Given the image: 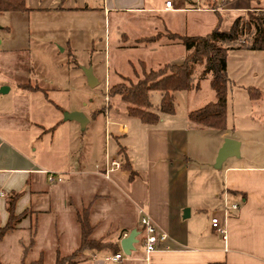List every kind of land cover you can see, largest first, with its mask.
Listing matches in <instances>:
<instances>
[{"label":"crops","instance_id":"crops-1","mask_svg":"<svg viewBox=\"0 0 264 264\" xmlns=\"http://www.w3.org/2000/svg\"><path fill=\"white\" fill-rule=\"evenodd\" d=\"M59 1L52 0L48 6L28 5L29 12L11 14L24 16L40 12L47 15L74 9ZM168 1L172 2V8L166 7ZM186 1L159 0L158 4H151V0H110L103 12L106 15L138 14L139 26H146L148 17L155 16L158 19L155 28L157 33L170 30L184 34L189 29L188 23L179 21L178 25L175 24L181 14H214L218 20L216 26L220 15L221 28L228 30L234 20L250 7L249 0H192L193 6L190 7L185 5ZM118 3H122V6H118ZM202 4L205 6L202 7ZM262 5L264 7V1ZM212 7L216 9L212 10ZM75 9L84 8L80 6ZM3 30L12 32L11 27ZM146 37L149 36L142 38ZM137 41L140 50L159 52L161 57L170 54L173 47L180 46L177 41L165 37L153 44ZM239 52L251 54L256 51ZM185 55L184 52L178 61L170 57L158 59L157 65L181 64ZM150 62L148 58L139 61L140 65L144 63L147 68ZM260 75V70L252 72L254 79H259ZM4 80L6 84L0 86V90L3 87L8 90L7 93H0V227L6 226L9 221L6 196L22 193L16 205V215L26 213V216L12 233H29L31 250L39 253L38 259L44 257L46 260V241L40 238L45 239L41 236L48 233L49 225L61 227V236L52 245L55 257L59 253L61 256L72 254L79 247L81 236L78 246H73L72 252H68L66 239L65 242L63 239L64 234H67L65 229L71 223L80 225L79 216L88 215L96 227L93 238H103L118 244V254L122 255V259L110 260L117 254L104 250L86 252L76 264H264V167L230 163L229 160L236 157L229 158L219 168L218 182L222 183V195L218 189L208 191L200 187L204 183L208 187L213 180L206 179L201 183V173L192 170V166L198 163L213 167L225 139L239 141L228 129L226 132L213 130L216 133L211 134L209 128L196 127L189 122L190 111L183 120L177 118V113L163 115L156 126L144 125L133 118L137 122L119 124L120 134L131 135L127 144L120 145V136L115 139L120 149L125 147L135 176L131 179V171L118 169L106 177L103 170L107 159H118L122 163V157L118 152L117 155H108L106 148L103 163L96 162L98 143L90 149L96 159L94 164L88 162L84 154L80 155L83 149L78 150L79 154H72L73 142L80 130L84 129L76 121H66L64 113H81V110H67L49 98L50 92H59L61 89L46 80H39L32 67L18 79L6 77ZM30 87L38 88L39 91L31 90ZM38 95L43 97V101L37 99ZM89 124L88 118L85 128ZM54 127L55 130L50 132ZM201 135H208L212 139L209 159L201 158L196 153L190 154L187 150L191 139ZM81 142L84 146L83 138ZM241 147L240 144V150ZM47 172L62 176L63 181L49 183ZM194 184L198 187L193 188ZM112 205H125L130 212V220L125 222L123 215H117ZM234 205H238L239 210L235 212L229 209L226 217L225 207L232 208ZM187 209L189 212L186 213ZM141 211L148 214L156 227L168 235L164 248L149 255L142 242ZM118 216L120 223L115 220ZM215 216L220 218L226 228V239L212 228V218ZM110 218L112 221H109ZM105 224L109 230L102 232L101 228ZM133 230L139 232V242L135 244L136 250L131 256L125 257L121 240ZM73 243H76V238ZM30 245L24 246V252Z\"/></svg>","mask_w":264,"mask_h":264},{"label":"rangeland","instance_id":"rangeland-1","mask_svg":"<svg viewBox=\"0 0 264 264\" xmlns=\"http://www.w3.org/2000/svg\"><path fill=\"white\" fill-rule=\"evenodd\" d=\"M27 1L28 5L32 7L38 6V4L48 6L52 0ZM109 1L60 0V4H66L69 8L74 9L61 13L52 12L47 15L32 12L30 15L24 16L11 13L0 16V28H2L0 30V86L6 84L4 80L6 77L18 79L20 75L27 74L32 67L39 80H46L50 82V85L53 84L61 89L59 92H50L49 98L67 110H81V113L90 120L87 128L80 130L78 138L73 142L74 146L71 148V152L79 154L78 150L83 149L80 155L84 154L86 160L92 164L96 161L93 153H90L92 145L98 143L99 154L96 162L102 164L106 148H108V155H117L120 145L125 146L131 139V135L123 136L119 133V124L127 121L137 122V120L128 117V105L125 102L119 98L108 96L107 92L110 86L120 82L121 76L136 80L134 71L141 74L143 70L139 61L150 59L149 68L155 70L159 69L158 59L170 57L178 61L184 52L186 53L180 42H176L180 46L173 47L171 53L166 54L165 57H161L159 52L151 51L150 53L140 50L136 39L158 34L155 31L158 19L155 16H149L148 24L139 26L137 23L139 19L136 16L138 14L106 15L103 8ZM172 1L176 2V0ZM122 3L117 5L122 6ZM155 3L158 4L159 0H151V4ZM185 5L193 6L192 0H187ZM80 6L84 9H75ZM203 6L205 5L202 4ZM179 21L188 23L189 29L184 34L189 36H205L214 30L218 22L214 14L206 13L187 14L186 16L181 14L175 20V24L178 25ZM4 26L11 27L12 32L7 33L3 30ZM63 48L65 51H62ZM247 53L231 51L228 54V76L230 79L227 93L228 131L239 139L238 142L242 146L240 156L230 158L232 160L229 161H231L230 163H243L246 166L264 167V104L262 100L252 101L250 94L253 90L264 89V55L262 52ZM144 66L147 70L149 69L147 65L144 64ZM88 69L93 71L94 77L99 82L95 87L88 84L85 75V70ZM258 70L261 73L260 78L254 79L252 72ZM200 87L198 91L175 94L176 113L179 120L185 119L189 111L197 110L215 101L209 79L202 81ZM160 98V93H153L152 100L155 105L159 103ZM37 99L43 101L41 95H38ZM110 123L111 126H109ZM210 131L211 134L216 133L213 130ZM116 136L121 137L120 145L115 139ZM81 138L84 140V146H82ZM212 146V139L208 135H201V137L196 136L191 139L187 150L190 154L196 153L201 158L209 159ZM241 155H243L242 158ZM192 170L201 173L199 175L201 183L206 179L213 180V183L208 187L205 186V183L200 187H203L204 190L207 188L208 191L218 189L219 193L223 194L222 183L218 182L220 170L216 168V160L213 167L198 163L192 166ZM192 187L198 186L194 184ZM112 207L114 206L112 205ZM114 209L117 215H123L122 219L125 222L130 220V212L125 205H116ZM119 218L118 216L115 219L118 223H120ZM109 221H112V218ZM108 227L105 224L101 231L107 232ZM60 229L59 226L49 225L48 233L41 236L45 239L40 238V240L46 241L44 245L47 254L46 260L42 257L45 264L55 263L56 257L52 245L55 244L56 238L61 236ZM65 230L67 234H64L63 239L64 242L66 239L67 250H70L68 252H72L73 246L79 244L81 228L76 222V224L71 223ZM75 238L76 243H73ZM27 245H30L29 233L8 234L0 244L2 262L4 264H23L38 260L39 253L36 250L32 251L31 245L24 252V246Z\"/></svg>","mask_w":264,"mask_h":264},{"label":"trees","instance_id":"trees-1","mask_svg":"<svg viewBox=\"0 0 264 264\" xmlns=\"http://www.w3.org/2000/svg\"><path fill=\"white\" fill-rule=\"evenodd\" d=\"M263 1L249 0L248 11L237 17L228 30L221 28V19L218 15V25L205 36H189L167 30L164 33L138 40L139 43L153 44L165 37L170 41L180 42L186 50L185 59L181 64H165L155 70H147L142 63L141 74L136 71L134 73L136 80L121 76V81L111 85L108 89V96L125 102L128 105L127 115L129 117L138 119L144 125L156 126L163 115L176 113V93L198 91L201 88V82L209 79L215 101L190 111L188 119L196 127L226 132L228 129L227 93L230 82L228 54L231 51L250 50L262 52L264 55ZM29 11L27 0H0V16L5 13H27ZM31 90L39 91L38 88H31ZM153 93H160L161 98L157 105L153 103ZM250 94L252 101L262 100L264 103V89L253 90ZM54 130L55 127L50 129V132ZM118 153L123 159L121 169L131 171L125 147H122ZM134 176L135 172L131 171V179ZM21 195L22 193H12L6 196L9 221L6 226L0 227V242L8 234L14 232L26 216V213L16 215V205ZM79 223L81 228L79 247L68 256H61L59 253L54 264H76L86 252L109 250L112 254L119 253L118 244L108 242L103 238H93L96 227L91 223L88 215L79 216ZM0 264H4L1 256ZM23 264L45 263L41 257L32 263Z\"/></svg>","mask_w":264,"mask_h":264},{"label":"built area","instance_id":"built-area-1","mask_svg":"<svg viewBox=\"0 0 264 264\" xmlns=\"http://www.w3.org/2000/svg\"><path fill=\"white\" fill-rule=\"evenodd\" d=\"M167 8H172V2L168 1L166 3ZM99 169V167H97ZM121 169V162L118 159H107V162L104 166V175L106 177H109L110 173H112L115 170ZM47 179L48 182L53 184L57 182L63 181L62 176L47 172ZM229 209H232L233 211L237 212L239 210L238 205H234L232 208L225 207V216L228 217V211ZM212 228L216 232L220 233L224 239L227 238L226 236V228L221 224L219 217H213L212 218ZM140 230L141 234L143 235V244L145 248V252L147 255L157 251L158 249L164 248V245L168 241V235L162 231H160L151 217L144 213V211L140 212ZM122 259L121 254L114 255L110 258V260L113 261H119Z\"/></svg>","mask_w":264,"mask_h":264},{"label":"water","instance_id":"water-1","mask_svg":"<svg viewBox=\"0 0 264 264\" xmlns=\"http://www.w3.org/2000/svg\"><path fill=\"white\" fill-rule=\"evenodd\" d=\"M85 75L87 77L88 84L91 87H95L98 85L97 79L93 75V71L91 69L85 70ZM8 88L3 87L0 90L1 94L7 93ZM64 119L66 121H76L81 125L82 129H85L86 124L88 123V119L80 112H71L64 113ZM240 156V143L233 139H225L224 144L218 152V156L216 159V168H221L222 165L229 158L239 157ZM189 210H186V213ZM138 236L139 232L137 230H133L128 237H125L121 240V248L123 253L126 256H131L132 252L135 251V244H138Z\"/></svg>","mask_w":264,"mask_h":264}]
</instances>
